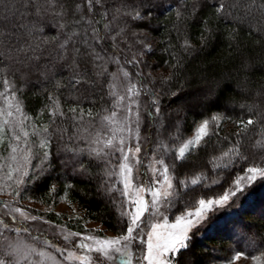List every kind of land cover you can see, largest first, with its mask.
Instances as JSON below:
<instances>
[{
    "label": "trees",
    "instance_id": "trees-1",
    "mask_svg": "<svg viewBox=\"0 0 264 264\" xmlns=\"http://www.w3.org/2000/svg\"><path fill=\"white\" fill-rule=\"evenodd\" d=\"M221 2L229 4L233 0ZM35 3L43 5L44 0ZM105 10L109 15L94 25L105 37L97 44L93 25L87 20L93 15L101 19L100 13ZM82 11L86 20L75 26L81 42L73 45L80 54L69 49L60 60L58 45L69 29L59 32L45 27L42 34L36 33L32 29L37 21L34 6L26 0H0V30L6 33L0 37V68L5 69L2 76L13 81L18 90L23 112L31 117L26 122L28 130L32 125L41 130L48 125L50 136L46 149L39 144L42 136H31L28 145L21 143L22 149H31L29 175L23 176V170L14 172L10 186L1 187V194L6 190L15 195L19 192L15 198L18 201L32 199L47 205L64 194L83 211L84 220L99 223L113 234L124 231L127 218L120 215L124 198L119 191H107L113 185L122 188L117 175L106 176V172H116L119 154H110L106 160L90 155V150L98 147L93 143L97 134L102 139L112 135V124L102 119L116 108V97L109 95L110 81L116 84L118 96L130 81L140 83L142 89L144 85L147 99L151 97V104L159 107L156 115L148 118L144 114L142 131L149 133L148 150L166 145L168 150L160 153L161 158L165 163H176L172 212L192 208L200 198L223 194L250 167L264 168V13L254 10L246 15L238 7L230 8L224 18L216 12L212 0H107L103 9L98 5L93 13H87L86 8ZM135 12L140 18H133ZM112 15L115 19L104 29L103 23ZM40 21L41 26L56 23L51 14H41ZM143 31L155 39L147 51L139 41ZM42 36L57 38L41 44L36 53L39 60L30 58L31 50L18 51L29 45L34 48ZM85 37L97 51L107 49L101 53L103 61L88 58L91 49L82 43ZM185 40L191 44L187 51L181 47ZM77 71L84 80L72 87L71 78ZM124 71L129 73L128 79ZM49 97H58L65 113L56 116L54 123ZM181 104L184 106L177 107ZM72 108L77 112H70ZM89 111L92 116L87 115ZM213 115L223 118L212 128L214 134L205 137L184 161L176 162L177 144L196 123ZM249 118L257 123L242 133L238 122ZM155 119L158 122L152 134ZM8 148L7 140L0 145V175L13 167ZM196 176L203 179L192 185L189 180ZM21 178L23 183L17 186L15 181ZM247 192L243 198L231 199L218 212L209 213L204 227L191 235L189 247L181 251L175 264H219L238 252L247 257L260 256L264 264V179H258ZM60 217L54 212L48 215L54 222H60ZM76 221L69 227L81 230L83 221Z\"/></svg>",
    "mask_w": 264,
    "mask_h": 264
},
{
    "label": "snow or ice",
    "instance_id": "snow-or-ice-1",
    "mask_svg": "<svg viewBox=\"0 0 264 264\" xmlns=\"http://www.w3.org/2000/svg\"><path fill=\"white\" fill-rule=\"evenodd\" d=\"M107 0H44L43 5L35 3V0H26L29 6H34L37 13V21L32 25V29L36 33H43L44 28H54L59 32H63L65 29H69L65 33L64 40L59 43L58 48L60 52L57 58L63 60L65 55L68 54L69 49L76 54H80L79 48H75L74 43L81 42L77 39L79 34L75 31L76 25H81V21L86 20V14L83 13L82 9L86 8L87 13H93L96 6L104 8V4ZM74 4V6H73ZM212 6L215 7L218 14H222L224 18H227L230 8L242 7L246 15H251L255 11L264 13V2H258V0H233L232 3L225 4L221 0H212ZM77 13H80L77 18ZM51 14L53 19L56 21L55 24H43L41 26L40 15ZM101 19H96L95 15L91 16L87 20L89 24H92L93 39L97 44L101 40H105L104 36L99 34V29L94 25L100 24L104 16H108L109 12L107 10L100 13ZM179 15V13H178ZM133 18H140V13L135 12ZM112 19H115V15H112L111 19L103 23V28L108 29L110 27ZM6 33L0 30V37L5 36ZM211 34L209 33L210 38ZM57 37H44L42 36L40 42L36 44L33 48L31 45L28 48L19 49L18 51H23L27 53L29 50L32 51L33 56L31 59L39 60L40 56L37 55V50L41 47V44L47 45L51 40H55ZM114 40L115 37H112ZM207 39V38H205ZM82 43L89 45L91 49L88 52V58L92 59L94 62L103 61L104 57L101 55L102 52H106L107 49L101 48L97 51L95 47L89 44V40L85 37ZM187 51L191 44L188 40L184 41L181 45ZM3 61H0L2 63ZM75 63V58H74ZM102 67V65H101ZM5 69L0 68V83L3 84V90L0 91V145H3L7 140L10 146V159L12 161L17 160V153L21 151V143L28 145L29 138L31 136H42L43 139L40 140L39 144L41 148H48L50 145L49 127L45 125L43 129L37 128L32 125L31 131L28 130V125L26 122L31 120V117L27 116L23 112V106L21 101L17 96V89L15 88L14 82L3 77ZM86 71V70H85ZM123 75L125 77L129 76L127 71H124ZM84 80V75L79 71L74 73L71 78V86L75 87ZM85 83L87 81H84ZM59 82L57 87H59ZM109 95L116 97L115 107L119 108L122 102L125 100L124 96H118L116 92V84L112 81L109 82ZM139 95V89H137L135 84H130L127 88L128 98H134ZM52 106L50 107L49 114L53 118L52 123L55 122V117H63L65 113L61 110L59 98L49 97ZM136 101L132 99V104ZM126 111L129 116L134 118L135 128H132L125 123L123 126H118L111 129L112 135L110 138L102 139L100 134H97V138L93 141L98 147H93L90 150V155L96 158H101L106 160V158L111 154H120L119 171L118 172H106L107 177H112L114 175L119 176V183L123 185L122 189H117L115 185L108 188L107 191L111 193L112 191H119L121 197L125 198L126 204L131 205V208H127L124 204L121 205L122 211L120 212L121 217H126L125 229L121 235L115 238H97L96 236L87 235L81 236L80 233H63L64 239L70 241L73 236H78L80 239L76 242L75 247L82 250L84 254L76 255L75 251H68L67 255L64 256L66 261L78 262V264H105V261L117 260L118 264H132L133 252L131 248L133 244L137 246L138 249L142 248L143 251H137L135 253V258L137 264H175L177 257L182 250H186L189 247L191 241V235L193 229L199 228L201 225L205 224L208 219L209 213H215L217 208L225 207L231 198H243L248 194L247 189H249L258 179H264V168L250 167L245 170L242 177L237 178L232 185V190H226V192L217 198L204 199L200 198L198 201V207L194 211H187L186 213L175 217V222L169 223L167 217L163 218V223H156L150 226V230L145 232L144 228L148 227L143 217L146 212H149V201L145 199V194L151 197V209L152 215H160L159 209L163 202L168 201V198L173 195V179L172 175L176 168V163H165L163 158L155 159L157 154L167 151V146L163 144H158L157 149L153 151L154 163L145 165L147 169L151 172L150 183L140 184L137 186L133 183V169L134 164L140 165L142 163L139 154L141 153V144L139 141V113L132 112V106L126 105ZM70 112L76 113L77 109H69ZM155 111L159 113V107L157 105ZM88 116H92L93 113L89 111ZM117 112L112 111L110 115L103 116V120L108 124H118L116 120ZM83 117V110H81V116ZM76 118V117H73ZM220 117L218 115H213L210 119H205L199 127L195 130V136L193 139H188L175 154L176 162L184 161L186 155L194 150L196 147L201 146L202 141L205 137H209L214 133L209 131L210 124L218 123ZM128 120V116L125 117V121ZM257 123V121L249 118L246 122H238V126L241 128V132H246L248 127ZM127 133V135H125ZM119 134V138H117ZM241 133H237L240 135ZM130 139H135L136 143L134 145V150L132 146L128 145ZM102 145V146H99ZM105 149L111 150V153L106 152ZM234 151V150H233ZM31 149H28V154L24 156V160L30 159ZM47 158L49 153L46 151L44 153ZM225 156L228 153L224 154ZM130 161H134V164ZM159 165V167H156ZM2 167V166H0ZM227 167V166H225ZM83 171H87L83 165H81ZM20 172L19 167H10L6 173L8 180H13V173ZM28 171L23 172V176H28ZM147 175V173H145ZM203 178L198 177L197 179H192L190 183L192 185H197L201 182ZM17 186L23 183V178L16 180ZM181 186H185L184 182L181 181ZM166 185L167 188L161 191V187ZM16 195H20L19 192ZM171 203V201H168ZM4 208L9 209V214L18 213L20 217L24 219L36 220L35 216H28V214L22 208H9L7 202H0ZM13 219L16 217L13 215ZM2 223V221H0ZM6 227V225H5ZM19 231V229H16ZM63 232V230H61ZM96 231V230H93ZM48 243V241H45ZM17 253L18 258L15 264H19L20 259L27 260V255H20V249L17 247L14 249ZM31 251H35L32 249ZM63 255L66 251L65 249H57ZM96 253V256L92 254ZM40 255H44L40 253ZM244 255L242 252L236 253L232 258L233 261L241 259ZM264 256V253L261 254ZM252 259L256 264H261L260 256H253ZM0 264H6L5 259L0 258ZM11 264V261L7 262ZM231 264V262H229Z\"/></svg>",
    "mask_w": 264,
    "mask_h": 264
},
{
    "label": "rangeland",
    "instance_id": "rangeland-1",
    "mask_svg": "<svg viewBox=\"0 0 264 264\" xmlns=\"http://www.w3.org/2000/svg\"><path fill=\"white\" fill-rule=\"evenodd\" d=\"M108 21V20H107ZM141 40H139L141 43H143L144 49L147 51L151 48V46L154 44V36H152L149 33L142 32ZM136 55V54H134ZM137 57V56H136ZM140 59V57H139ZM128 79V77H127ZM130 84H135L133 82H128L127 86L123 85L122 89V96L125 97V100L122 102L121 106L119 108H115L114 111L117 112L116 120L118 121V124H115L113 128L118 126H123L125 123H127L128 126L135 128L136 124L134 123V118L132 116H129V114L126 111V105L132 106V112L139 113V141L141 144V153L139 154L140 159L142 163L140 165H135L134 161H130L134 164L133 169V183L139 186L140 184H148L150 183L151 179V172L149 169L145 167V165H148L150 163H154V157H153V151L156 149H153L151 147V151L148 150L149 148V140L147 138V135L149 134L147 130L144 132L142 131L143 124L145 123V116L144 114H148V118L151 114L156 115L155 106L151 104V97L147 99V96L145 93L147 92L146 87L143 85V89L139 88L141 85L137 82L136 87L139 89V95L134 98H128L127 96V88ZM145 90V92H144ZM132 99L136 101L135 104H132ZM148 101V102H147ZM151 104V105H150ZM184 104L178 105L177 107H183ZM154 111V112H153ZM153 112V113H152ZM128 116V120L125 121V117ZM220 119L218 123L216 124H210L209 125V131H212L213 127H216L223 118L219 116ZM158 119L153 120V127L150 128L151 132L155 131V126L157 124ZM204 120L196 123L193 131L188 134L180 143L177 144L175 151L178 153L179 148L188 140L193 139L195 136V130L199 127V125ZM127 135V133L125 134ZM149 136V135H148ZM117 138H119V134H117ZM136 143L135 139H130L128 141V145L133 147ZM9 156H10V146L8 148ZM28 154V148L26 150L21 148V151L17 153V160L11 162L14 167H19L20 170L27 171V166L30 163V160L25 161L24 156ZM119 154V153H118ZM10 158V157H9ZM161 155L157 154L155 156V159H160ZM221 160V159H219ZM120 160V154H119V162L117 164V170L119 171V163ZM156 167H159V165H156ZM147 173V175H145ZM245 173V172H244ZM244 173L239 174L235 180L239 177H242ZM199 176L193 177L189 180V182L192 179H197ZM117 179L119 181V176L117 175ZM234 180V181H235ZM233 181V182H234ZM216 180H214L213 183H215ZM121 185V188L123 185ZM233 185V183H232ZM231 187L227 188L226 190H232ZM9 187V180L7 179V176L5 173L0 175V191L3 190L1 187ZM167 186L164 185L161 187V191L163 192L164 189H166ZM226 190L223 192V194L226 192ZM13 191V190H12ZM172 191L173 195L168 198V201H171L172 197L174 196V185L173 189L169 190ZM10 191H5L4 194H1L0 192V198L7 199L6 201L3 199V201L0 200V202H7L9 205V208H22L28 216H35L37 217L36 220L31 219H24L23 217H20L18 213H11L9 214V209L4 208L2 204H0V258L5 259L6 263L11 261V264H15V261L18 258L17 253L14 251L17 247L20 249V255H27V260L20 259L19 264H78V262H70L66 261L64 259V256L67 255L68 251H75L76 255H82L84 254L82 250L77 249L75 247L76 242L80 239L78 236H73L70 241L64 239L63 233L71 232V233H80L81 236H87L92 235L96 236L97 238H115L121 234H113L111 232H108L104 229L102 225L99 223H95L92 221L84 220L83 217V211L79 208V206L73 202H70L64 194L59 195L55 198L53 203L51 204H43L37 201H34L32 199H22L18 201L16 198L15 193L9 194ZM223 194H220L219 196L212 197V198H219ZM211 198V197H210ZM238 198V197H237ZM15 199V200H13ZM145 199L149 201V212H146L143 220L146 222L148 227L144 228V231L147 232L150 230V226L152 224L156 223H163V218L167 217L169 223L175 222V217L180 216L187 211H194L196 207H198L197 204L189 208L187 210H184L180 213H174L172 212L170 208V203L168 201H165L161 204L159 212L160 215H152V209H151V197L147 194H145ZM209 199V198H205ZM234 199V198H231ZM230 199V200H231ZM236 199V198H235ZM12 201V202H11ZM125 207L131 208V205L126 204L125 198ZM223 208V207H222ZM222 208H217L215 210V213L218 212ZM54 212L58 216H61L60 222H54L51 221L48 218V215ZM13 215L16 217V219H13ZM77 219L82 220L81 223V230L72 229L69 227L70 224L76 223ZM6 225V227H5ZM205 225V224H204ZM204 225H201L199 228L204 227ZM199 228L193 229L190 235H192L194 232L199 230ZM16 229H19V231H16ZM63 230V232L61 231ZM96 230V231H93ZM45 241H48V243H45ZM32 249H35V251H31ZM57 249H65L66 251L61 255ZM131 251L133 252V260L132 264H137L135 253L137 251H143L142 248L138 249L135 244H133ZM40 253H43L44 255H40ZM93 256H96V253L92 254ZM236 254L233 255V257ZM232 257V258H233ZM227 261V262H221L219 264H256V262L252 259V257L242 256L241 259L233 261V259ZM105 264H118L117 260L113 261H105ZM261 264H263V261H261Z\"/></svg>",
    "mask_w": 264,
    "mask_h": 264
}]
</instances>
